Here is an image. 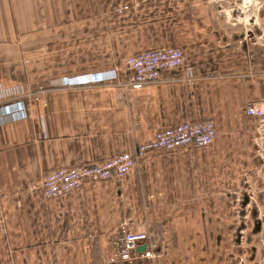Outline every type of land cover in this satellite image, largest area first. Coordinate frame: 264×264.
<instances>
[{
  "label": "crops",
  "instance_id": "1",
  "mask_svg": "<svg viewBox=\"0 0 264 264\" xmlns=\"http://www.w3.org/2000/svg\"><path fill=\"white\" fill-rule=\"evenodd\" d=\"M218 3L0 0V264H105L123 223L154 233L155 264H194L193 246L216 237V204H243L242 184L260 192L246 203L264 204V120L245 114L264 108V31L247 38ZM165 48L185 55L167 82L122 88L127 57ZM200 121L216 131L206 148L154 154L54 200L36 188Z\"/></svg>",
  "mask_w": 264,
  "mask_h": 264
},
{
  "label": "built area",
  "instance_id": "2",
  "mask_svg": "<svg viewBox=\"0 0 264 264\" xmlns=\"http://www.w3.org/2000/svg\"><path fill=\"white\" fill-rule=\"evenodd\" d=\"M127 6L116 9L117 13L127 11ZM185 55L179 48H165L142 51L124 61L125 70L130 74L122 88L139 91L143 88L167 82L163 73L180 68ZM78 86L74 84L68 85ZM246 116L264 120V108L257 104L247 106ZM216 137L214 124L210 121L184 122L157 130L148 142L139 144L134 153H122L97 164H85L70 168H59L44 175L36 187L43 200H54L72 192L82 190L88 183H99L122 179L137 164L158 153L197 150L208 147ZM126 223L121 224L113 245V253L105 264H155L160 257V246L152 231H130ZM144 247L143 251H139Z\"/></svg>",
  "mask_w": 264,
  "mask_h": 264
},
{
  "label": "rangeland",
  "instance_id": "3",
  "mask_svg": "<svg viewBox=\"0 0 264 264\" xmlns=\"http://www.w3.org/2000/svg\"><path fill=\"white\" fill-rule=\"evenodd\" d=\"M218 1V4L224 9V11L222 10L224 23L241 28V32L245 33L247 38L256 31H264L262 17L264 0ZM252 191L254 189L251 190L242 184L237 195H240V200L242 198L243 202L244 198L249 197L246 195L251 194ZM254 193L260 194L256 191L252 194ZM216 206L209 215L213 216L215 221L219 218V223L215 224L216 237L211 241L200 242L198 246H193L204 251L201 254L204 257L193 258L194 264H264V204L253 201L246 208H244V204H216ZM244 211H253L257 221L250 218V214H248L247 226L244 227L243 221H240L246 214L243 213ZM256 222L263 223L260 229L261 234L250 238L249 236L255 233L254 224ZM217 232L223 233L224 239H221ZM187 245L188 242L183 247H189ZM177 261L180 259L177 258L173 264H177ZM183 264H187V260H184Z\"/></svg>",
  "mask_w": 264,
  "mask_h": 264
},
{
  "label": "flooded vegetation",
  "instance_id": "4",
  "mask_svg": "<svg viewBox=\"0 0 264 264\" xmlns=\"http://www.w3.org/2000/svg\"><path fill=\"white\" fill-rule=\"evenodd\" d=\"M241 1V0H240ZM243 204H244V208H246L249 204L248 203H246V200H243ZM253 212V211H252ZM252 212H246V211H244L243 213H246L245 214V216L244 217H242V219H240V221L242 220L243 222H242V224H243V226L244 227H246L247 226V223H246V220H247V218H248V214H250V218H252V219H254L255 221H257V219L255 218V214L254 213H252ZM263 225V223L262 222H256L255 224H254V234L252 235H250L249 237L251 238L252 236L253 237H257L258 235H260L261 234V226ZM263 237H264V235H263ZM260 254H262L261 252H260Z\"/></svg>",
  "mask_w": 264,
  "mask_h": 264
},
{
  "label": "water",
  "instance_id": "5",
  "mask_svg": "<svg viewBox=\"0 0 264 264\" xmlns=\"http://www.w3.org/2000/svg\"><path fill=\"white\" fill-rule=\"evenodd\" d=\"M138 250L141 252L144 250V247H140Z\"/></svg>",
  "mask_w": 264,
  "mask_h": 264
}]
</instances>
